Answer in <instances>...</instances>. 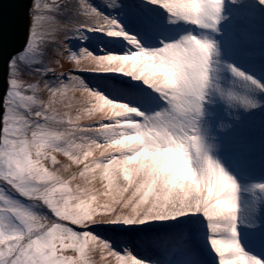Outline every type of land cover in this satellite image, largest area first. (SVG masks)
Returning <instances> with one entry per match:
<instances>
[{
    "label": "snow or ice",
    "instance_id": "6c2138e0",
    "mask_svg": "<svg viewBox=\"0 0 264 264\" xmlns=\"http://www.w3.org/2000/svg\"><path fill=\"white\" fill-rule=\"evenodd\" d=\"M148 3L164 10L169 24L182 22L211 37L189 31L146 49L92 0H73L70 9L61 0H35L27 43L10 58L0 97V264H150L127 247L118 250L92 226L180 217L199 221L190 235L205 230L216 264H264L245 250L240 232L264 226V183L238 185L218 157L220 144L211 138L210 125L207 132L203 127L209 97L230 108L254 109V93L264 92V83L232 64L222 65L232 84L219 82L222 49L215 36L227 8L240 0ZM103 5L125 7L124 0ZM63 10L71 18L60 28ZM143 24L151 27L148 20ZM88 32L103 34L111 49L97 55L68 46L72 39L84 42ZM57 33L67 47L62 49ZM61 58L75 67L55 76ZM26 73L39 79H25ZM84 73L140 81L163 106L141 111L119 92L90 89ZM151 102L146 96L139 103ZM246 190L260 195L243 213Z\"/></svg>",
    "mask_w": 264,
    "mask_h": 264
},
{
    "label": "bare ground",
    "instance_id": "6f19581e",
    "mask_svg": "<svg viewBox=\"0 0 264 264\" xmlns=\"http://www.w3.org/2000/svg\"><path fill=\"white\" fill-rule=\"evenodd\" d=\"M49 1L51 0H44L45 3ZM39 2L43 4L41 0ZM61 2L67 3L69 9L73 6V0L70 2L61 0ZM225 2L230 4V0ZM34 3L35 0H31L28 8L30 16L26 42L11 57L22 51L27 43ZM92 3L105 14L115 17L146 49L159 48L162 40L176 39L189 31L210 37L212 35L210 32L197 30L182 22L169 24L168 14L162 8L148 3V0H124L126 7L133 12L127 20H123L121 9L105 8L103 0H92ZM41 15L47 17L48 14L43 12ZM225 17L219 25L222 31L215 36L222 49L219 57L222 62L218 72L219 82L225 88L232 84L231 74L222 67L223 64H232L264 83V5H260L258 0H240L239 6L227 8ZM70 18L68 10H63V15L57 18V26L63 28ZM144 20L150 21L151 27L146 28L143 24ZM44 23L47 26V20ZM85 36L84 42L77 39L67 41L68 46L73 50L83 46L97 55L103 54L101 49L107 52L112 47L108 43V38L101 33L88 32ZM56 40L61 44L62 49L67 47L62 34L57 33ZM54 67V75L59 76L61 72L68 73L75 65L61 58L59 65ZM82 75L90 89H96L105 95L119 92L122 100L138 104L141 111H153L163 106L162 101L156 99L155 94L151 93L142 82L132 80L123 74L84 73ZM29 76L31 79H39ZM49 79L51 80L52 77L50 76ZM46 96L45 93L44 97ZM146 96H151L152 102L147 105L139 103ZM254 98L259 102V106L254 109L230 108L215 95L206 99L204 105L206 115L203 118V127L207 132L210 125L211 138L218 140L220 144L218 157L222 165L229 174L233 175L238 185L245 188L255 183H264V92H255ZM57 159L67 163L65 157L58 155ZM257 195L260 194L254 191L242 192L241 210L245 209L248 212ZM42 211L47 210L42 209ZM259 216L264 219V205L261 206ZM198 223V220L180 217L176 220L136 225L125 233L122 231L123 228L119 229L120 226L114 224H108L107 227L100 225L99 228L93 229V232L111 241L118 250L127 247L133 255L150 264H216L217 258L207 244L205 230L201 228L194 237L190 235L191 226ZM245 238L242 243L245 250L256 257L264 258L262 227L258 228L256 238Z\"/></svg>",
    "mask_w": 264,
    "mask_h": 264
},
{
    "label": "water",
    "instance_id": "95a60500",
    "mask_svg": "<svg viewBox=\"0 0 264 264\" xmlns=\"http://www.w3.org/2000/svg\"><path fill=\"white\" fill-rule=\"evenodd\" d=\"M31 0H0V97L6 89L7 61L28 35Z\"/></svg>",
    "mask_w": 264,
    "mask_h": 264
},
{
    "label": "rangeland",
    "instance_id": "374dc122",
    "mask_svg": "<svg viewBox=\"0 0 264 264\" xmlns=\"http://www.w3.org/2000/svg\"><path fill=\"white\" fill-rule=\"evenodd\" d=\"M70 1H72V0H68V2H70ZM41 2L44 4L45 2H44V0H41ZM51 1H49V2H47V3H50ZM42 4V5H43ZM122 10V15H123V20H127L129 17H130V15H132V11L131 10H129V7H126V4H125V7L123 8V9H121ZM25 79H28V80H37V79H31L30 78V76L26 73V75H25ZM44 94L45 93H41L40 95L43 97V98H45L44 97ZM162 107V106H161ZM72 170H75V167H72ZM64 175H67L66 173L64 174ZM241 212H243V213H247V211L245 210V209H242L241 210ZM259 219H260V221L262 222V224H264V219L261 217V216H259ZM100 225H104L105 227H107L108 226V224H103V223H98V224H95V225H93L92 226V231H93V229H95V228H99V226ZM116 225H118V226H120L119 227V229L120 228H123V232L125 233V232H127L126 230H128V231H131L132 230V228H135V226L136 225H122V224H115V226ZM262 229H263V231H264V226H262ZM120 231V230H119ZM240 232H241V236H242V243H243V241H245V237H247V238H252V239H254V238H256L257 237V235H258V229H248V228H240ZM196 260V259H195ZM195 260H193V261H195ZM180 260L178 259L177 260V262H179ZM192 261V262H193Z\"/></svg>",
    "mask_w": 264,
    "mask_h": 264
}]
</instances>
